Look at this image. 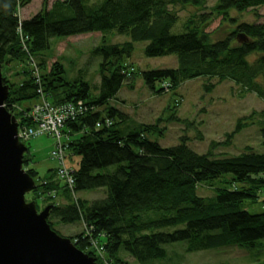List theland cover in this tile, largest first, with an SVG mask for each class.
Returning a JSON list of instances; mask_svg holds the SVG:
<instances>
[{"label": "trees", "instance_id": "obj_1", "mask_svg": "<svg viewBox=\"0 0 264 264\" xmlns=\"http://www.w3.org/2000/svg\"><path fill=\"white\" fill-rule=\"evenodd\" d=\"M31 1L0 0V65L24 62L28 54L35 57L48 51L50 41L55 38L106 35L116 31L131 40L124 46L102 47L94 52L104 59L103 70L114 61L117 64L112 65L115 69L110 78L102 76L97 98L92 99L87 84H66L71 91L60 102L84 103L89 108L85 116L66 123L67 132L63 131L68 138V153L80 159L78 169L73 171L74 196L80 192L105 190L106 198L91 204L80 199L74 202L73 193L66 186L60 187L55 170L50 171L48 180L37 183V171L27 169L29 177L36 182L29 193L31 201L42 199L51 207L47 218L50 229L55 231L53 220L63 225L83 223L90 228V237L80 234L72 243L96 264L100 262L94 253L86 252L91 240H103L105 255L116 264L123 263L120 259L123 253L137 264L165 261L164 247L181 243L186 244L188 253L226 248L261 250L264 213L251 215L242 211V205L256 202L260 194L264 195L261 193L264 192V155L247 148L237 158H215L212 153L199 156L187 147L185 140L175 148L163 149L148 139L149 135L161 133L157 125H140L123 133L119 127L126 117L107 106L127 79L121 61L138 43H147L145 56L148 59L170 56L178 59L177 70L141 74L151 91L155 92L157 84L165 83L175 91L186 82L205 78L217 80L218 84L231 82L264 101V89L258 84L259 79H264V24H241L231 36L212 41L205 33L207 15H201L199 23L191 19L185 24L183 35L172 34L178 23L174 8L201 11L210 0H104L93 7H89L86 0H65L53 3L49 10L44 0L39 14L20 21L17 11ZM216 1L213 11L221 16H227L230 11L245 13L264 7V0ZM18 30L28 39L27 53L21 49ZM239 35L245 36L247 42L239 44ZM251 55L261 57L250 64ZM55 73L64 74V70L57 64L50 76H56ZM27 77L29 79L18 87H10L5 102L7 108L14 103L38 100L39 86L46 97L47 89L56 90L53 83L45 85L47 77H42L39 85L35 79ZM3 83L7 84L6 80ZM214 88L209 84L208 91ZM103 107L105 116L96 112ZM27 110L15 115L20 126H31L30 120L25 118ZM106 120L111 121V127L104 125ZM246 122L240 121L230 138L246 129ZM99 123L103 126L97 130ZM261 137L264 145V129ZM111 168L113 172H109ZM225 176L233 177L230 186L239 184L241 191L217 190L214 199L197 196L198 187ZM52 194L54 198L62 197L65 204L55 203ZM151 213L158 214V218L146 219ZM167 229L178 230L163 232Z\"/></svg>", "mask_w": 264, "mask_h": 264}, {"label": "rangeland", "instance_id": "obj_2", "mask_svg": "<svg viewBox=\"0 0 264 264\" xmlns=\"http://www.w3.org/2000/svg\"><path fill=\"white\" fill-rule=\"evenodd\" d=\"M47 8H50L53 2L65 0H45ZM44 0H34L33 3L24 11H17V16H25L30 12L42 10ZM104 0H86L89 7L101 5ZM217 5L216 0L207 1L201 11H196L190 7H177L174 12L177 13L178 23L172 30L175 36L184 34L185 24L193 19L199 23L201 15H207L204 24L205 33L212 41L223 40L232 35L237 26L241 24L263 25L264 7L248 10L245 13L235 11L228 12L227 16L218 15L213 11ZM196 18V19H195ZM230 20L234 22H230ZM131 43L128 36H121L116 31L102 34L81 35L70 38H55L50 41V49L43 53L31 57L26 56L24 62L18 63L10 61L0 65V75L2 86L5 90L6 100L10 93V87H18L29 77L35 79V71L31 66L34 61L39 81L42 77H47V82L53 83L56 90L47 89L48 101L51 104H60L64 95L71 91L66 84L70 86H80L87 84L90 87V96L97 98L99 88L102 84V76L110 78L114 72L112 65L106 66L103 70L104 59L96 56L94 52L102 47L124 46ZM237 45V44H236ZM21 46V44H20ZM147 43H138L134 45L133 52L125 57L121 64L126 70V82L117 97L110 101L107 108L115 109L123 114L126 119L119 127L123 133L132 131L135 127L158 126L160 134L149 135L148 139L158 143L163 149H171L181 145L182 140L186 141L187 147L199 156H205L212 153L215 158H237L242 155L245 149L249 148L258 155H264V145L261 137V131L264 129V101L257 98L256 95L247 93L242 88L235 86L231 82L218 84L217 80H207L205 78L197 79L182 84L177 90H171L168 83L157 84L155 92L151 91L144 83L141 74L147 72L177 70L179 63L175 56L158 59H148L145 56ZM30 56V58H29ZM259 55H251L248 62L254 63L260 58ZM256 60V61H255ZM60 65L64 74L52 77L51 72L55 65ZM40 67V68H39ZM33 69V70H32ZM24 72L27 75H24ZM6 80L7 84L3 81ZM62 80V81H61ZM37 81V80H35ZM258 84L264 89V79H259ZM40 84V82H39ZM214 85L212 91H208V86ZM164 90L163 94H159ZM74 92V91H73ZM4 102V109L17 124V132L23 130L26 126L19 125V118L15 115L17 112L25 111V118L29 120V115L39 100L32 99L29 102L14 103L9 108ZM9 109V111H8ZM104 107L98 108L96 112L104 115ZM105 116V115H104ZM242 120H247L248 127L230 138ZM117 123L119 119L116 118ZM67 130H61V142L66 150V166L75 171L78 169L80 159L72 157L67 151V137L64 135ZM17 138V134H16ZM18 143L25 149L22 154V172L27 180L41 183L51 177V172L57 165L50 160V153L56 146V139L51 136H43L28 141ZM25 161L28 162L27 165ZM26 165V166H25ZM24 166V167H23ZM27 169H34L38 173L36 182L30 179ZM114 168L109 169L113 172ZM233 177L225 176L220 180L208 182L197 190V196L203 199H214L217 190H239L242 186L236 184L230 186ZM59 182V181H58ZM63 187V182H59ZM33 188V189H34ZM25 194L24 206L37 214L48 207V202L42 199L31 201V193ZM264 193V192H261ZM54 198V194L51 195ZM73 201L77 199L91 204L106 198V191L99 190L93 192H80L72 196ZM264 195L260 194L256 202L248 201L242 205V211L251 215L264 213ZM55 203L64 205L62 197L56 196ZM36 206L38 208H36ZM146 219L155 220L158 214L151 213L145 216ZM53 231L62 240H68L72 246V239L82 234L90 237L92 230L83 223L75 225H63L53 220ZM178 229H167L163 232L172 233ZM103 240H91L86 252H93L95 258L100 264H116L108 260L104 253ZM167 253L165 261H156L149 264H264V247L252 252L239 248H226L222 250H210L196 253H188L186 244H174L164 247ZM83 253V252H82ZM88 258L86 253H83ZM123 263L137 264L131 257L123 253L120 256ZM94 260V259H93ZM95 262V261H94ZM96 264V263H95Z\"/></svg>", "mask_w": 264, "mask_h": 264}, {"label": "water", "instance_id": "obj_3", "mask_svg": "<svg viewBox=\"0 0 264 264\" xmlns=\"http://www.w3.org/2000/svg\"><path fill=\"white\" fill-rule=\"evenodd\" d=\"M246 42L238 36L239 44ZM5 100L0 75V264H95L50 229L51 207L37 214L24 206L34 182L22 172L25 149L16 138V122L4 109Z\"/></svg>", "mask_w": 264, "mask_h": 264}, {"label": "built area", "instance_id": "obj_4", "mask_svg": "<svg viewBox=\"0 0 264 264\" xmlns=\"http://www.w3.org/2000/svg\"><path fill=\"white\" fill-rule=\"evenodd\" d=\"M18 37L22 51L27 53V37L23 36L20 30H18ZM31 66L35 71L34 76L35 80H37L36 83L39 85L40 81L37 73V70L39 69L35 66L34 61L31 63ZM37 94L39 103L33 107L29 115L31 126L19 130L17 132V138L21 141H28L43 136H51L55 138L57 142L55 148L50 153V160L57 165L54 169L57 180L63 182L64 186L73 193V171L66 166V150L61 142V130L66 123L75 122L79 118L85 116L86 113L89 112V108L84 103L51 104L43 94L40 86L37 90ZM104 125L108 128L112 126V123L110 120H106L104 121ZM102 126L103 123H99L97 124L96 129L98 130L102 128Z\"/></svg>", "mask_w": 264, "mask_h": 264}, {"label": "crops", "instance_id": "obj_5", "mask_svg": "<svg viewBox=\"0 0 264 264\" xmlns=\"http://www.w3.org/2000/svg\"><path fill=\"white\" fill-rule=\"evenodd\" d=\"M33 1H34V0H32V1L30 2V4H28L27 6H24L23 8H20V11L22 12V11H24L26 8H28V7L33 3ZM53 3H55V2H53ZM53 3L51 4L50 8L52 7ZM50 8H48V10H49ZM40 12H41V10H39L38 12H30V13L26 14L25 16H21V17H19V20H20V21L28 20V19H30V18L36 16V15L39 14Z\"/></svg>", "mask_w": 264, "mask_h": 264}, {"label": "bare ground", "instance_id": "obj_6", "mask_svg": "<svg viewBox=\"0 0 264 264\" xmlns=\"http://www.w3.org/2000/svg\"><path fill=\"white\" fill-rule=\"evenodd\" d=\"M63 130H64V128H63Z\"/></svg>", "mask_w": 264, "mask_h": 264}]
</instances>
